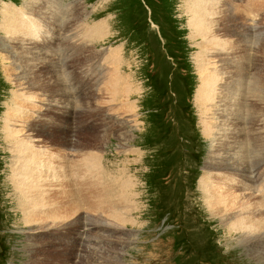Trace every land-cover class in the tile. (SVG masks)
<instances>
[{
  "label": "rangeland",
  "instance_id": "obj_1",
  "mask_svg": "<svg viewBox=\"0 0 264 264\" xmlns=\"http://www.w3.org/2000/svg\"><path fill=\"white\" fill-rule=\"evenodd\" d=\"M24 1L0 0V264H264V205L240 171L264 121V0H29L33 28L12 35L3 4ZM10 131L58 171L40 218L19 203Z\"/></svg>",
  "mask_w": 264,
  "mask_h": 264
},
{
  "label": "bare ground",
  "instance_id": "obj_2",
  "mask_svg": "<svg viewBox=\"0 0 264 264\" xmlns=\"http://www.w3.org/2000/svg\"><path fill=\"white\" fill-rule=\"evenodd\" d=\"M244 1V0H243ZM252 1V0H251ZM260 2H263V0H259ZM203 2L205 3L206 0H203ZM247 3V1H246ZM250 3V1L248 2ZM256 3L259 4L258 0H256ZM255 3V4H256ZM197 4V3H196ZM50 5V4H49ZM198 5V4H197ZM264 7V4L262 5ZM31 7V8H30ZM34 4L29 5V0H25L22 6H18V5H14V4H8V3H4L3 4V10L1 11V20H2V28L6 31H9L12 35H16V31L18 32L19 30H22V27L24 28V30L30 32L33 28V22H34V18H33V14H34ZM66 7V6H65ZM211 7V6H210ZM252 7V6H251ZM256 7V6H255ZM259 7V5H258ZM191 8L193 9H200V6H192ZM229 8V7H228ZM261 9V7H259ZM258 8V9H259ZM211 10L214 11V8ZM228 10V9H227ZM253 11H255L253 9ZM188 12H195L192 10H189ZM198 12V17L196 20V22H198L199 24L203 23V21H205L208 18L202 19L201 22H199L198 18L199 15L203 18L205 12L203 10L200 9V11ZM250 13V12H249ZM257 13V11L255 12ZM232 14H234V12H232ZM259 14V13H258ZM36 15V14H35ZM238 15V14H236ZM251 15V14H250ZM253 17V16H252ZM236 19H239L238 17L235 16ZM97 25V23L95 24ZM94 25V26H95ZM100 24H98L96 27H99ZM102 26V25H101ZM201 26V25H200ZM42 27V26H41ZM206 30L209 29V31L212 32V27L211 25L205 27L203 26ZM100 28V27H99ZM9 29V30H8ZM92 29H94L92 27ZM216 29V28H215ZM22 30V31H24ZM99 30V29H98ZM103 30V29H102ZM36 31V30H35ZM92 31V30H91ZM90 31V33H91ZM94 31V30H93ZM107 31V30H106ZM194 30H192V34L195 35L193 33ZM99 32V31H97ZM262 32V31H260ZM20 33V32H19ZM219 33V32H218ZM33 34V33H32ZM217 34V33H216ZM29 35V34H28ZM99 36V35H98ZM12 37V36H11ZM95 37V35H94ZM193 37V36H192ZM195 37V36H194ZM96 38V37H95ZM204 39L206 38V36L203 37ZM222 41V40H221ZM201 42V41H200ZM219 42V41H218ZM204 43V41L202 42ZM201 43V47H200V51H202L204 49V45H202ZM205 43H207V45L209 44V48L213 49V47L215 46L214 44L216 43L215 39H207L205 41ZM24 44V43H23ZM219 44V43H218ZM206 45V44H205ZM206 45V47H207ZM214 45V46H213ZM217 46V44H216ZM4 48V47H3ZM33 49V48H32ZM206 49V48H205ZM208 50V48H207ZM30 53H32V50L30 49ZM199 51V54L196 58V61L198 62V66L199 69H201L204 66V58H206L207 53L205 52V50H203V53L201 54ZM209 54V52H208ZM116 55V54H114ZM118 61V60H117ZM242 61V57L240 58V60H238L237 62H241ZM24 62V61H23ZM228 62V61H226ZM257 63V62H256ZM258 68L259 66L255 67V72L253 74L252 77V82H251V86H250V93H249V110L251 111V109H254V105H255V101H253V97H257L259 95V92H261L263 90V84L262 82L259 80L258 78ZM115 74V72H114ZM112 75V74H111ZM116 79V78H115ZM111 80H113L111 78ZM114 82V81H113ZM127 85V84H126ZM128 86V85H127ZM73 88V87H72ZM124 88V86H123ZM71 89V88H70ZM117 89V88H116ZM30 90V89H29ZM125 90V89H124ZM114 91V90H113ZM17 93V92H16ZM114 93V92H113ZM121 93V91H120ZM19 94V93H18ZM21 96H24V94L20 93ZM119 95V93H118ZM15 97V96H14ZM113 97V96H112ZM13 98V97H12ZM215 99V98H214ZM216 100V99H215ZM19 101V100H18ZM15 103V101H14ZM19 103V102H18ZM13 106V105H12ZM132 107V106H131ZM11 111V110H10ZM17 111V110H16ZM15 112V111H14ZM21 112V111H20ZM23 112V111H22ZM7 113V112H6ZM13 116H11L8 121L6 122V128L8 129V132L10 129H12L11 126V122L13 121ZM255 117L253 116V119ZM257 118H255V121ZM129 121V120H128ZM14 122V121H13ZM262 122V123H261ZM15 125V124H14ZM264 125V121H259L257 123V126L251 130V134H252V142L253 145L252 147L241 156V164H242V168H241V174L246 178V186L249 189V191L253 194L254 197H256V199L264 205V137L261 135V128L260 126ZM264 128V126H263ZM22 131V130H21ZM10 134L12 136H10ZM10 134L8 136L9 140L10 139H14V143H13V153L16 155L15 156V170L17 172V174H21V177L17 178L18 183L14 182V186H15V191L18 195V199H19V203L21 204V206L23 207V209L33 212L36 214V217L40 218L41 217V207L47 206L46 201L45 200H49L50 201V205H48L49 207L54 203L53 202V198H44L42 196H40V192L42 191L41 187V183L44 180L46 183H50L51 181L55 180V178L57 177V172L55 169V166H53V168L47 169L45 167V162L44 161H39V160H35V161H30L26 156H32L34 154V152L36 150L33 149V147L35 148V146L37 147L38 144H35V141L33 140H25L28 139L27 137H21L20 139H17L18 136V132H15V134H13L10 131ZM17 134V135H16ZM21 134V133H20ZM33 134V133H32ZM6 135V134H5ZM23 136V135H22ZM32 136V135H30ZM19 137V136H18ZM30 138V137H29ZM42 140V139H41ZM35 144V145H33ZM41 148V147H40ZM87 155V154H86ZM88 158V157H87ZM99 159V158H98ZM95 162V159H92ZM78 161V160H77ZM87 161V160H86ZM97 161V160H96ZM212 161V160H210ZM93 163V162H92ZM91 163V164H92ZM13 166H11L12 169V179L13 177ZM70 167V166H69ZM76 167V166H75ZM91 167V166H90ZM94 167V166H93ZM97 167V166H96ZM72 168H68V172L67 175L71 177V175L73 174L72 172ZM217 169V168H215ZM76 170V169H75ZM74 170V171H75ZM88 170V169H87ZM78 171V170H76ZM75 171V172H76ZM223 172V171H222ZM79 174V173H78ZM82 174V173H81ZM84 175V173H83ZM88 175V174H86ZM91 175V174H90ZM93 175V174H92ZM73 176V175H72ZM100 176V175H99ZM91 177V176H90ZM82 178V177H81ZM212 177L210 176H206L203 175V177L200 180V189L203 191H208V188L211 186V183L209 182L210 179ZM88 179V178H87ZM14 180H12L13 182ZM100 181V180H99ZM102 182V181H101ZM118 185V184H117ZM222 187V186H220ZM87 188V187H86ZM85 189V188H84ZM92 194V193H91ZM102 194V193H101ZM106 194V191H105ZM110 194V193H109ZM256 194H260V195H256ZM122 195V194H121ZM213 194L210 193V197L208 199H206V203L208 205L214 204L215 208L219 209V210H226L228 208V200L226 198H222L220 201H217L216 199L214 201L211 200V196ZM101 196V195H100ZM108 196V195H107ZM104 197V196H103ZM84 198V197H83ZM106 198V197H105ZM104 198V199H105ZM85 200V199H84ZM106 200V199H105ZM109 200V197H108ZM88 202V200H85ZM104 201V200H103ZM116 201V200H115ZM52 202V203H51ZM111 204L114 203L112 201H109ZM97 205V203H95ZM103 204V203H101ZM115 204V203H114ZM99 205V204H98ZM113 205V204H112ZM102 207H104L102 205ZM101 207V209H102ZM112 207V206H111ZM117 210H118V206ZM49 209V208H47ZM46 209V210H47ZM98 209V208H97ZM100 209V212H102ZM111 208H109L110 211ZM113 209V208H112ZM115 209V208H114ZM103 210V209H102ZM115 209V212L117 211ZM121 210V209H119ZM96 211V210H95ZM113 211V210H112ZM125 211V210H124ZM123 211V212H124ZM107 212V211H106ZM49 213V211L47 212ZM117 213V212H116ZM119 213V212H118ZM108 214V212H107ZM247 214V213H246ZM110 216V215H109ZM95 218V217H94ZM122 218V217H121ZM120 218V219H121ZM103 219V217H102ZM81 220V219H80ZM94 219V223H95ZM98 220V219H97ZM125 220V219H124ZM107 221V220H106ZM99 222V221H98ZM126 222V221H125ZM124 222V224H125ZM25 223H27L25 221ZM104 224H110L108 222L103 221ZM92 224V223H91ZM102 224V223H101ZM121 224V223H120ZM90 225V224H89ZM100 226V224H98ZM116 225V224H115ZM118 225V224H117ZM106 226V225H104ZM122 226V225H121ZM124 226V225H123ZM116 227V226H115ZM120 227V226H119ZM125 228V227H124ZM100 229V228H98ZM119 229V228H118ZM99 231V230H98ZM102 234V233H101ZM104 234V233H103ZM106 235V234H105ZM109 235V234H108ZM90 236V235H89ZM116 236V235H115ZM107 237V236H106ZM105 237V238H106ZM114 238V236H112ZM109 238V237H108ZM107 238V240H108ZM119 238V237H118ZM116 238V239H118ZM127 238H124L123 240H126ZM109 240H112L111 238H109ZM114 240V239H113ZM122 240V241H123ZM107 242V241H105ZM117 242V241H115ZM119 242V241H118ZM121 242V241H120ZM101 246V245H100ZM106 246V245H105ZM116 246V245H115ZM108 247V246H106ZM114 247V246H112ZM111 248V246H110ZM108 249V248H107ZM113 249V248H112ZM115 249V247H114ZM118 249V248H117ZM111 249H109L110 251ZM119 250V249H118ZM112 251V250H111ZM115 252V250H113ZM250 251L252 253H256V254H260L261 252H264V243L256 245V246H252L250 248ZM107 252V251H106ZM115 255V253H113ZM116 256V255H115Z\"/></svg>",
  "mask_w": 264,
  "mask_h": 264
}]
</instances>
